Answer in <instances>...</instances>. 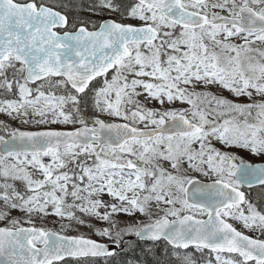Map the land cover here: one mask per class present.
Segmentation results:
<instances>
[{
  "label": "snow or ice",
  "instance_id": "1",
  "mask_svg": "<svg viewBox=\"0 0 264 264\" xmlns=\"http://www.w3.org/2000/svg\"><path fill=\"white\" fill-rule=\"evenodd\" d=\"M64 7L0 0V114L41 129L0 120V264L107 262L139 246L126 236L180 264H264V207L240 190L264 188V163L228 150L264 157V0H95L101 20ZM56 124L80 127L41 128ZM48 216L68 223L36 225Z\"/></svg>",
  "mask_w": 264,
  "mask_h": 264
},
{
  "label": "trees",
  "instance_id": "2",
  "mask_svg": "<svg viewBox=\"0 0 264 264\" xmlns=\"http://www.w3.org/2000/svg\"><path fill=\"white\" fill-rule=\"evenodd\" d=\"M70 3L69 5H71ZM71 12H74L73 4L71 5ZM69 14V12H68ZM70 15V14H69ZM73 15H70V18ZM215 91V89H211ZM93 112L92 104L89 101L87 104L86 114L91 116ZM5 123H7L10 128H16L17 126L13 124V122H7L5 119H1ZM15 122V121H14ZM37 127V126H36ZM4 133L0 131V135ZM125 221V220H122ZM35 223L37 226H44L46 228H54L48 219H36ZM68 223V222H67ZM65 223V224H67ZM75 225L71 229H67L64 232L67 234H84L86 236H90L91 238H96L94 232L89 230L86 226H79V232L76 231ZM131 241L133 245H139L137 247H129L125 245V250L120 252L115 259L109 258L108 261H105V258H66L67 264H180V260L172 255L171 249L167 252L164 250V244L161 242L159 245H154L152 242L139 241L136 239L127 240ZM149 248H153L154 252L147 251ZM181 252V250H178ZM188 251H192L190 248ZM197 259V264H200L199 254H195Z\"/></svg>",
  "mask_w": 264,
  "mask_h": 264
},
{
  "label": "rangeland",
  "instance_id": "3",
  "mask_svg": "<svg viewBox=\"0 0 264 264\" xmlns=\"http://www.w3.org/2000/svg\"><path fill=\"white\" fill-rule=\"evenodd\" d=\"M136 22H141L139 21L138 19H132ZM142 23V22H141ZM237 43H239V41H235ZM215 89V88H214ZM224 95L228 96L229 98L231 99H238V102H248L247 101V98L246 97H241V98H235V97H232L230 93H228L227 91L224 92ZM150 106H156V107H159L158 104H155V102H153V105H150ZM171 107H176V108H187L188 105L185 103V104H181L180 102H176L174 105H171ZM0 117H2V119H5V121L7 122H13V124H15L16 126L18 127H29V128H33L35 127V125H24L22 124L19 120H13L12 118L10 117H7L6 115L4 114H0ZM103 117L105 118H109L111 119L110 117H107L106 115H104ZM15 121V122H14ZM49 127L51 126H54V127H64V128H69V127H72L73 125L69 124V125H62V124H56V125H47ZM214 143L216 144V147L218 148H221L222 150L223 149V145H221L219 142H215ZM229 151L235 153L237 156H239L240 158H243V159H246V160H252V161H264V157H257V156H254L252 155L251 153L247 152L246 150H242V149H237V148H231V149H228ZM48 158H45V162H47ZM238 162V161H237ZM193 175H196L197 177L199 178H202V179H206L205 177L203 176H200L199 174H195L193 173ZM105 199H107V197H105ZM264 207V206H263ZM13 215H21L19 212H14ZM139 215V214H137ZM120 220H129L130 218L127 217V216H124V215H120L118 217ZM44 219H48L50 221V223L52 224L51 226L54 225V228L55 230H58L59 232L61 231V227L60 225L62 223H67L68 221L67 220H64V221H61L58 217H55V216H48V217H45ZM3 222H0V225H2ZM98 226H103L100 224V222H96ZM27 225V224H25ZM235 226H237L239 229H242L241 225L239 223H236ZM64 232V231H63ZM251 235H255L257 236L258 233H255V232H250ZM96 238H98L99 240H102V238L96 236ZM264 238V237H262ZM181 254H184V251H181ZM213 259H214V256H213Z\"/></svg>",
  "mask_w": 264,
  "mask_h": 264
},
{
  "label": "flooded vegetation",
  "instance_id": "4",
  "mask_svg": "<svg viewBox=\"0 0 264 264\" xmlns=\"http://www.w3.org/2000/svg\"><path fill=\"white\" fill-rule=\"evenodd\" d=\"M95 0H76L74 10L76 12V17H80L83 19H92V20H101L106 18H112L108 16H99L95 15L92 12L88 11L89 6L94 3ZM130 18H125L123 22H130ZM132 22V21H131ZM98 80L100 78H97ZM241 191L245 192L246 199L250 200L252 203L256 204L257 207L264 206V188L260 185H254L252 187L242 186ZM242 227V226H241ZM245 232L250 233L251 231L243 229Z\"/></svg>",
  "mask_w": 264,
  "mask_h": 264
},
{
  "label": "water",
  "instance_id": "5",
  "mask_svg": "<svg viewBox=\"0 0 264 264\" xmlns=\"http://www.w3.org/2000/svg\"><path fill=\"white\" fill-rule=\"evenodd\" d=\"M80 127V126H78ZM76 128V127H75ZM21 130H27V131H37V130H41L40 128L39 129H27V128H20ZM53 129H56V130H63V131H71V130H74V128L72 129H66V128H53ZM249 163V162H248ZM260 163H264V162H254L252 164H260ZM199 179V178H198ZM201 181L203 182H210V181H206V180H202L200 179ZM255 185V184H254ZM203 218H206V217H203ZM27 227V226H26ZM127 238H133V236H127ZM102 242V241H101ZM67 258V257H66Z\"/></svg>",
  "mask_w": 264,
  "mask_h": 264
}]
</instances>
